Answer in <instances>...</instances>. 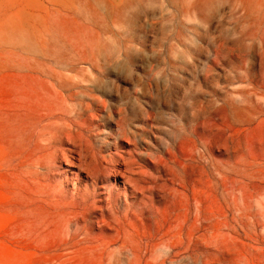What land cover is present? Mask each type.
Wrapping results in <instances>:
<instances>
[{
    "label": "rangeland",
    "instance_id": "374dc122",
    "mask_svg": "<svg viewBox=\"0 0 264 264\" xmlns=\"http://www.w3.org/2000/svg\"><path fill=\"white\" fill-rule=\"evenodd\" d=\"M0 264H264V0H0Z\"/></svg>",
    "mask_w": 264,
    "mask_h": 264
},
{
    "label": "bare ground",
    "instance_id": "6f19581e",
    "mask_svg": "<svg viewBox=\"0 0 264 264\" xmlns=\"http://www.w3.org/2000/svg\"><path fill=\"white\" fill-rule=\"evenodd\" d=\"M113 171V170H112ZM119 184V183H118ZM121 185V184H120ZM22 188V187H21ZM113 188H115V187H113ZM53 201V200H52ZM42 203V202H41ZM69 217V216H68ZM70 217H72V216H70Z\"/></svg>",
    "mask_w": 264,
    "mask_h": 264
}]
</instances>
